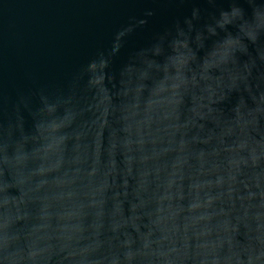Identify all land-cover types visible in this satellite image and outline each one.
Returning a JSON list of instances; mask_svg holds the SVG:
<instances>
[{
    "label": "water",
    "instance_id": "95a60500",
    "mask_svg": "<svg viewBox=\"0 0 264 264\" xmlns=\"http://www.w3.org/2000/svg\"><path fill=\"white\" fill-rule=\"evenodd\" d=\"M0 264H264L243 0H0Z\"/></svg>",
    "mask_w": 264,
    "mask_h": 264
}]
</instances>
